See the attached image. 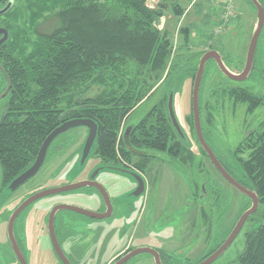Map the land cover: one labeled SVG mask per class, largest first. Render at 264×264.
<instances>
[{
	"label": "trees",
	"instance_id": "trees-1",
	"mask_svg": "<svg viewBox=\"0 0 264 264\" xmlns=\"http://www.w3.org/2000/svg\"><path fill=\"white\" fill-rule=\"evenodd\" d=\"M18 1L21 6L13 10ZM246 1L251 6V2ZM173 11L178 17L183 15L179 8L173 7ZM162 15L163 7L152 10L147 7V0H14L12 7L0 15L10 33L9 43L12 42L13 18L32 31L35 40L28 43L25 57H16L14 91L19 100H28V116L23 124L1 138L0 165L4 181H10L27 169L43 141L58 127L57 122L63 123L59 120V105L63 102L61 109L68 112L66 120L70 117L88 119L97 125L91 149V153L94 149V156L104 162L126 159L122 148L123 123L145 94L158 84L166 93L157 107L134 125L129 143L131 147L169 156L180 154L181 144L172 141L178 134L168 117V94L173 89L176 93L187 77L193 84L203 53L176 56L167 71L172 44L168 34L160 32L156 26ZM50 19L55 21V26L48 32H39L40 25ZM179 31L183 37L179 50L186 51L190 42L189 29L185 27ZM15 40L18 41V37ZM18 47L26 50L21 40ZM129 64L134 72L132 78H118ZM205 70L206 67L203 76ZM165 73L166 80L161 82ZM97 79L106 86L99 96L71 104L77 97L74 89L78 85H90ZM108 80L112 83L107 84ZM202 82L203 77L199 91L200 115ZM236 92L232 88L227 95L234 104L244 102ZM251 101L250 109L264 106L261 97H252ZM210 111L208 108L204 119L206 128L214 121ZM188 119V129L193 134L191 110ZM181 132L185 136L182 129ZM251 138L254 147L247 158L235 157L240 174L264 207V120L258 133ZM107 167L113 166H104ZM194 190L198 197V185L194 184ZM203 211L206 214V210ZM261 216L263 224L244 235V247L236 264H264V210Z\"/></svg>",
	"mask_w": 264,
	"mask_h": 264
},
{
	"label": "rangeland",
	"instance_id": "rangeland-1",
	"mask_svg": "<svg viewBox=\"0 0 264 264\" xmlns=\"http://www.w3.org/2000/svg\"><path fill=\"white\" fill-rule=\"evenodd\" d=\"M20 6L19 1L15 2L13 10ZM160 6L163 7V15L158 20L156 26L160 32L165 31L168 34L172 44L167 71L173 61L176 60V56L185 55L186 53L195 54L202 52L204 54L210 51V47L215 51L223 53L222 57L227 60V65L229 67L236 70L240 69L238 64L241 62L242 58H244V54L247 53L251 34L256 23L255 9L250 7L246 3V0H147V7L152 10H157ZM173 7L181 9L183 15L178 17L173 11ZM19 22L18 19L13 18L12 25H10V30L12 31V42L10 44H13V48L10 49L16 54V57L22 59L27 55L26 47H28V43L30 40L34 41L35 38L32 35V31L23 27L22 24L19 25ZM55 24V21L50 19L40 25L39 32H48L55 26ZM185 27L189 29L190 42L187 45L186 51H184L185 49H181L180 51L179 47L181 46L183 37L179 33V30ZM17 37L18 41L21 40L23 42L26 50L19 49L18 41H14ZM260 37V42L261 39L264 41V27ZM263 41L260 44L264 45ZM14 45H16V49ZM263 55V53H259L258 61L264 67V59H262ZM166 73L163 75L161 82L166 80ZM133 74L134 72L129 64L127 69H124V71L119 73L117 77L121 78L124 76L127 77L126 80H128L129 78H132ZM106 83L111 84L112 81L108 80ZM246 83L251 85L254 91H256L253 94L248 93L247 91L246 93L250 94L252 97L264 98V77L250 79ZM105 87V84H100L99 79L95 80V83H91L90 85H78L76 87L77 89H74L78 98H73L71 104L76 100L82 102L86 99H92L99 96ZM232 88H235V86L229 83L225 78L221 77L215 65L208 62L206 64L205 75L203 76L200 95L201 130L208 141L211 142L214 140V136L216 142L221 146L223 145L220 149L222 152L230 151V154L233 157H239L242 155H240L239 152L236 153L234 151V146L239 140L238 122L243 111L242 108L237 106V104H234V101H232L227 95L228 91ZM191 90L192 83L187 77L174 95L173 110L177 123L182 130L184 129L187 140L191 141L193 144L192 152L198 154L193 137L194 135L188 129V117L191 110ZM70 93H73V91ZM165 93V88L159 86V84L155 86L150 93H146L141 103L131 111L128 119L124 121L122 128L125 125L137 123L146 114L151 113V111L157 107L158 101ZM59 107H64V102L63 104H60ZM208 108L211 109L210 112L214 115L215 119L213 124L206 128L204 119ZM260 110L259 107L256 109V114L254 115L255 123H259L263 120L264 112H260ZM248 119L249 117L246 118V120ZM86 134L87 130L83 127H79L70 129L60 135L55 141V144L64 145V149L61 151L62 153L59 155V159H57L59 162H55L48 167L46 162L39 170L36 177L27 184V186H29L28 191H46L62 188L67 185L82 182L84 179L93 175L95 171L99 169L100 161L90 154L82 164V147L79 148L77 152L74 151L84 141ZM143 152L155 156V160L150 166V171H144V179L151 186L148 199L149 209L154 206L158 207L159 215L156 216V221H153L150 227H148V223L150 222L149 214L152 211H147L146 215L148 216L145 218L147 229L144 231V228L140 226H136L134 229H131L130 227L127 233L123 230L126 227L123 225L125 219L123 217L118 219L115 214H112L111 217L102 220L101 222L91 221L87 218L81 217L91 223V226L100 223L105 226L103 227L104 229L102 232L100 226L86 230L84 234L80 231L76 236V239L73 241L75 246L83 247L82 249L92 246L103 247L102 254H96L95 257L97 259L94 264H106L107 260L118 254L127 244L132 248L146 247L159 249L170 254V256L172 255L176 260L181 259L179 258L180 255L176 256L173 254L181 245V243H177L180 240L179 233L182 231V226L179 225L181 223L183 226H185L186 223L188 224V217H186V215L192 214V212L188 213L189 209L192 207L194 210L193 220H196L198 210L201 207V202L197 203L195 196H192V189L190 187L193 182L198 185L204 180L207 190H214L218 186L224 197L225 194L229 195L230 200L227 214L225 216L227 217V225L231 226L237 217L239 211L238 205L242 198L236 192L234 193L232 189H229L208 165L206 166L207 170H198L199 165L195 162L189 167V169L185 170L176 162H170L163 154L145 150H143ZM51 155L52 147L48 149L46 157ZM56 157H58V155ZM96 181L105 190L112 204L114 203L115 205L123 207L121 200L125 197V194H122L128 190L129 186H131L128 184V182L131 181L127 176L109 171H99L96 175ZM223 200L224 199L221 198V210L224 209ZM132 201H134V205L138 207L141 199L134 198ZM244 203L245 202H243V204ZM57 204L75 207L95 214H100L104 211L101 197L91 188H82L73 192L48 196L33 202L20 214L15 225L16 231H21L20 235L24 242L23 248L25 255L28 254L27 257L30 260L29 264H35V261L38 264H56L52 252H50L49 242L46 239V236L39 234V232H45L40 231L41 228L43 229L46 222V219L45 222L43 221L44 217ZM245 205L246 203L243 206ZM263 210L264 207L259 205V211L262 212ZM133 215L134 212L130 213V216L129 213L125 216L131 218ZM24 217H28V223ZM0 221L5 222L6 219L4 218L3 221L1 218ZM23 221L25 223H23ZM23 224L26 227V230L23 228ZM255 226H257V224L251 226H249V224L244 225L241 232L213 264H236V258L242 252L244 247V234ZM107 229H110L109 237H107ZM201 230L202 229L194 226L192 235L194 238L195 234L200 232L198 241L193 240L186 246L182 244L181 251L183 255H186L192 248L194 250H192L190 255H192V257L194 255L198 256L203 248H210L213 244L212 240L217 238L219 235L218 233H220L216 228L214 229V226H212L209 242L205 243L204 234H202ZM42 236H44V239ZM0 240L5 242L3 230H0ZM103 243L104 245H102ZM199 248L201 251L197 250ZM63 249H65L64 245ZM124 264L155 263L150 255L143 253L134 256Z\"/></svg>",
	"mask_w": 264,
	"mask_h": 264
},
{
	"label": "flooded vegetation",
	"instance_id": "flooded-vegetation-1",
	"mask_svg": "<svg viewBox=\"0 0 264 264\" xmlns=\"http://www.w3.org/2000/svg\"><path fill=\"white\" fill-rule=\"evenodd\" d=\"M256 2H257V5H253L251 3V6H250L249 3L246 1V3L250 7L255 9L254 10L255 14L258 10V7L264 13V0H256ZM10 3H11V5H10L9 9L12 7L14 0H0V12L3 9H5ZM261 33H262V31H261ZM261 33H260V35H261ZM260 35H259V38H258L257 43H256L255 54H254V57H253V60L251 63V69L248 73L247 79L241 83L232 82L230 80L228 81L229 83H231L232 85L235 86V89L237 90V92L244 98V102H239L237 104V106L242 108L243 112H242V115L239 118V122H238V136H239L238 139L239 140L236 142V144L234 146L235 147L234 151L236 153L239 152V154L242 155L240 157H243V159L247 158V156H248L247 153H249L252 150V148L254 147L253 143L250 141V139H252L251 137L255 136L258 133L261 122L264 120V117H263L262 118L263 120H261V122L255 123L254 115L256 114V109H258V107H255L254 109H250L251 108L250 102H252L251 101L252 97H250V95L246 93V91L248 93H251V94L256 92V91H254V89L251 85H248L246 83L248 80H250V79L252 80L254 78L259 79V77H264V74H263V71H264L263 68L264 67L258 61L259 53L264 54V51H263L264 45L260 44L263 40L261 39V42H260V38H261ZM9 40H10L9 30L6 27L5 23L2 22V20L0 19V141H1V138L4 135L8 134L12 129H15L16 127L23 124L26 121L27 116H28V112H27L28 107L26 108V102H28V100H22V99L19 100V98L17 97L16 91H14L13 81H14V75L16 74V71H17V69H16L17 61H16V54L13 53L12 50L10 49ZM209 49L213 50L211 47ZM217 52H219V54L221 55V60L223 62V65L229 71H231V72L233 71V72H235V74H239L243 71L244 66H245L247 53L244 54V56H243L244 58H242L241 62L238 64V67H240V69L236 70V69H233L227 65L228 62L225 58L222 57L223 56L222 52H220V51H217ZM263 57H264V55H263ZM263 57H262V59H264ZM208 62H211L215 65V63L212 60H209ZM215 67H216V65H215ZM216 69H217V67H216ZM262 101L264 103V98H262ZM259 108L261 109L260 112H262V111L264 112V106H260ZM59 111H60L59 120L62 119L60 121H63V123L66 121H69V120H73V117H70L68 120H66L68 112L61 109L60 107H59ZM247 117H249L248 120H246ZM213 118L215 119L214 115H213ZM61 124L62 123H59V121H58L56 126H59ZM135 124L125 125L122 129V133H121L122 146H123L122 148L125 151V158L126 159L120 158L118 162H116V161L104 162L99 157L93 155V150H94L93 149L91 154L94 156V158H96L100 161V165H99L100 167L98 170H96V172H95L96 174H94L93 178L91 177L92 176L91 175V176H89V178H86L83 180V181H90L91 183H95V184L99 185L96 181V175L99 171H103L102 169L106 165L113 166L112 167L113 169L111 168L113 171L118 170V169L128 170L132 173H135V175H139L141 177L144 184H143V190L139 196H136L134 194L135 190L138 187V183L135 180V177H134L135 175H132V176H128L129 180L132 182V183L128 182V184L131 186H129L128 190L122 194V195L125 194V197H123L121 200L123 207L119 206V205H115L114 203L112 204L111 200L109 199L110 205H111V215L115 214V216L118 217V219L120 217H123L125 219V222H123V225H125L126 227L123 230L126 231V233L128 232L130 227H131V229H134V227L140 226V227L144 228V231L147 229V227L145 225V218L148 216V215H146L147 211H149V210L152 211L149 214V221L150 222L148 223L149 224L148 227H150V225L153 223V221H156L155 218H156V216L159 215L158 207L154 206V207L149 209L148 199H149V193L151 190V186L144 179V171H146V170L150 171V166H151L152 162L155 160V156L149 155V154L143 152V150L152 151V152H156V151L144 149V148L131 147L129 140H130V136L132 134V130H133ZM200 125H201V129H202L201 117H200ZM192 127H193V120H192ZM192 129H193V134H194L193 137H194V141H195V144L197 147L196 149L198 151V154H195L192 152L193 144L191 141L187 140L186 134H185V136H183V135L179 136L178 135L179 138L177 136H174L172 138V141L174 142V144H176L177 142H179L181 144L179 147L180 154L179 153H173L174 155L169 156L165 153H159V152H156V153L165 155L169 159L170 162H172V163L176 162L185 170L189 169V167L192 166L195 162L199 165L198 170H202V169L205 170L206 166L208 165L215 172V174L218 176V178L221 181H223L226 184V186H228L229 189H232L234 193L236 192L242 199L240 198L241 201L239 202V205H238L239 211L237 213V217H236L234 223L231 226L227 225V217H225V216L227 214V208H228L229 200H230L229 195L225 194V197H224V195L221 194V191L219 190L218 186L216 188L214 187L215 188L214 190L209 191L205 187L204 180H203V182H200V184H198V197H195L197 203L201 202V204H200L201 207L198 210L197 219L193 220L194 210L192 207L191 209H189V212H188V213L192 212V214L186 215V217H188V219H187L188 224L186 223L185 226H183L181 223L179 225V226H182L181 227L182 231H180V233H179L180 240L177 243H181V245L184 244L186 246L189 242H191L193 240L198 241V237H199L200 232L196 233L194 238H193L192 234H193L194 226H196V228L202 229L201 231H202V234H204L205 243L209 242V237L211 235L212 226H214V229L216 228L217 231L220 233H218L219 235L217 238H214L212 240L213 244L210 246V248H208V249L203 248L202 251L200 250V248L197 249V250L201 251V253L198 256L194 255L192 257V255H190L192 250H194L192 248L190 249V251L186 255H183L182 251H181V248L183 245L182 246L180 245L179 246L180 248L178 247L175 252L173 251L174 252L173 254H175L176 256L180 255L179 258H181V259H177V260L175 259V257H173L172 255L170 256V254H168L162 250L154 249V248H148V249L154 250L155 252L158 253L160 261L162 264H202V263H204L205 261L210 259L218 251V249L224 244L225 240L227 239V237L229 236V234L233 230L235 224L237 223V221L239 220L241 215L243 213H245L248 209H250V207L252 205L251 200L249 198H247L244 194H242L239 191H237L236 189H234L231 185H229L220 176V174L215 169L213 162L208 158V156L205 154V152L200 147V145L196 139L194 128H192ZM183 132H184V129H183ZM201 133H202V137H203L205 144L209 148L210 152L214 155L217 163L221 166V168L229 175V177L238 186L247 190L248 192L254 193V191L248 185L247 180L240 174L239 167H238V161H237V159H239V158L237 157V159H236V157H233L230 154V151L222 152V150H220V149L223 147V145L222 146L219 145L216 142V138L214 136H213L214 140H212L210 142L207 140L206 137H204L202 130H201ZM58 137L51 143L50 147L48 148V149H50L52 147V155L45 157V160H44L41 168L45 165L46 162H47V167L51 166L55 162H57V163L59 162L57 159H59V155L62 153L61 151L64 149L63 148L64 145L55 144V141L58 139ZM209 140H210V138H209ZM84 141H85V139H84ZM84 141L74 151L77 152L79 150V148H81L83 146ZM243 154H245V155H243ZM57 155H58V157H56ZM36 156L37 155L34 156V158L32 159V163L27 167V169L30 168L31 165L34 163ZM115 167H117V168H115ZM27 169L25 168V170L22 173H24ZM38 172L36 173V175L38 174ZM22 173H20L19 175L17 174L13 178H11L10 181H4L3 173H2V167L0 165V219L2 218L3 221H4V218L6 219L5 222L0 221V224H1L0 230H3L4 235H5V242L0 240V264H21L19 261V258L15 255V253L13 251V247H12V244H11L9 236H8V222H9V219L12 216V214L19 208V206L24 201L33 197L35 194L44 191V190L43 191H40V190H29L28 191L29 186H27V184L34 177H36V175L33 176L31 179L27 180L25 183L20 185L15 190L11 191L10 187H9L10 184L15 179H17V177L20 176ZM113 173H115V172H113ZM99 186H101V185H99ZM89 188L95 190L99 194V196L101 197L100 193L94 187H89ZM190 188L192 189L191 190L192 196H195L194 195V192H195L194 182L191 184ZM56 189H58V188H56ZM52 196H54V195H52ZM108 198H109V196H108ZM134 198L135 199L136 198L141 199V202L138 204V207H136L134 205L135 202L132 201V199H134ZM221 198L224 199L223 200V207H224L223 210H221V206H220ZM101 199H102V197H101ZM102 202H103V200H102ZM243 202L246 203L245 206H243L245 204V203L243 204ZM30 205H28V206H30ZM103 205H104V202H103ZM259 205H260V203L258 200V207H257L256 211L247 218L244 225L249 224V226H251V225H255V224H257V225L263 224L262 223L263 218L261 216V212L259 211ZM56 206H61V205L57 204ZM27 207H25L17 215V217L15 218L14 223L12 225V236H13V239H14L15 244L17 246V251L19 252L18 253L19 257L24 260L25 264H29L30 260L27 257L28 254L26 253L27 255H25V251L23 248L24 242H23L22 236L20 235L21 231L20 232L16 231L15 225H16L17 219L19 218L20 214ZM55 207H53V208H55ZM203 208L206 210V214L203 211L204 210ZM52 209H51V211H52ZM51 211L47 215H45L43 221L45 222V219H46V222H45V225L43 226V229L41 228V230H40V231H43V232L45 231V232L44 233L39 232V234H43L44 236H46V239L49 242L50 252H52V256L54 257L55 263L56 264H64L58 258V256L55 254V251H54L53 246L51 244L50 230H49V224H48L49 223V215H50ZM105 212H106V208L104 206V211L102 213H105ZM133 212H134V215L130 218L129 217L130 213H133ZM102 213H100V214H102ZM127 213H129L128 217L125 216ZM111 215L109 217H111ZM81 217L87 218L91 221L93 220V221H100L101 222L102 220H105V219H102V220L91 219V218H88L86 216L80 215L78 213L70 212V211H57L52 218V234H53L60 250L62 251L63 255L65 256V258L69 264H94L95 260L97 259L95 257L96 254L97 253L99 255L102 254L103 247L92 246V247H86V248L82 249L83 247L75 246L73 241L76 239V236L78 235V233H80V231L82 234H84L86 232V230H90V229L97 228L98 226H100V229L102 232L104 229L103 227H105V226L102 223L95 224V225L91 226V223H89L87 220H85ZM109 217H107V218H109ZM24 218L26 219V221L28 223V217H24ZM23 223H25V222L23 221ZM244 225H243V227H244ZM23 226H24V224H23ZM23 228L26 230L25 226ZM109 235H110V229H107V237H109ZM44 236H42L43 239H44ZM5 245H7V246H5ZM63 245H64L65 249H63ZM102 245H104V243ZM139 248H146V247L132 248L131 246H129L127 244V245H125V247L123 248L121 253L111 257L109 260H107L106 264H114L121 257H123L126 254L132 252L133 250L139 249ZM238 256H237V258H238ZM237 258H236V260H237ZM216 260H214V261H216ZM214 261L210 264H213ZM235 263H236V261H235ZM35 264H38V263L35 261Z\"/></svg>",
	"mask_w": 264,
	"mask_h": 264
},
{
	"label": "water",
	"instance_id": "water-1",
	"mask_svg": "<svg viewBox=\"0 0 264 264\" xmlns=\"http://www.w3.org/2000/svg\"><path fill=\"white\" fill-rule=\"evenodd\" d=\"M250 2L253 5H257L256 0H250ZM10 5H11V3L5 9H3L0 12V15H3L5 12H7ZM263 25H264V13L258 7V10L256 12V23H255L253 32L251 34L250 42H249L248 49H247L245 66H244V69L241 73L235 74V73L230 72L223 65V62L221 60V55L216 51L210 50V51L204 53L201 56V58L199 59L197 71L195 73V77L193 80L192 90H191V111H192V118H193V128H194V132L196 135V139H197L200 147L202 148V150L205 152V154L208 156V158L213 162L215 169L220 174V176L229 185H231L234 189H236L240 193L244 194L247 198H249L251 200V204H252L250 209H248L245 213H243L241 215V217L239 218V220L235 224L233 230L231 231V233L229 234V236L225 240L224 244L218 249V251L210 259H208L207 261H205L202 264L212 263L228 248V246L232 243V241L236 238V236L241 231V229H242L245 221L247 220V218L251 214H253L258 207V198L255 195V193L248 192L247 190L241 188L229 177V175L217 163L214 155L210 152L209 148L207 147V145L205 144V142L203 140L202 133H201V125H200V113H199V91H200V85H201V81H202V77H203V72H204L205 65H206L207 61L212 60L215 63L217 69L220 71V73L226 79H228L232 82H236V83H241V82L245 81L247 79L248 73L251 69V63H252V60H253V57L255 54L256 43H257L259 35L262 31ZM263 74H264V71H263ZM174 95H175V90L173 89L168 94L167 105H166L167 113H168L169 120L172 124V127L174 128V130L176 131V133L179 136H182L181 128H180L179 124L177 123V120H176V117L174 114V110H173ZM79 127H84L87 129V135H86L85 141H84L83 146H82V151H81V163L83 164L85 162V160L87 159V157L90 155L92 146L95 142L96 135H97V125L93 121L88 120V119H73V120L66 121V122L62 123L61 125H59L57 128H55L46 137V139L43 141V143L41 144V146L39 148V151L37 153V156L35 158L34 163L31 165L30 168H28L24 173H22L20 176H18L17 179H15L10 184V186H9L10 190L11 191L15 190L20 185H22L27 180L31 179L33 176L36 175V173L39 171V169L41 168V166L45 160L48 148L50 147L51 143L58 136L67 132L70 129L79 128ZM112 169H111V167H107V168H103L102 170L119 173V174H121L123 176H127V177L135 175V173H132L128 170L118 169V170L113 171ZM94 174H96V173H94ZM94 174L91 176L92 178L94 177ZM134 177L138 183V187L135 190L134 194L136 196H139L143 190L144 182L139 175H135ZM89 187H94L100 193L102 200L104 202V206L106 208L105 213L95 214V213H90V212H87V211H84V210H81V209H78L75 207L61 205V206H56L55 208H53L50 215H49V223L48 224H49V230H50V239H51V244L53 246L55 254L58 256V258L64 264H69L68 261L66 260L65 256L63 255L62 251L60 250V248H59V246H58V244H57V242H56V240L52 234V218L57 211H70V212H74V213H78L80 215L86 216V217L91 218V219H96V220L106 219L107 217H109L111 215V205H110V201H109V198H108L105 190L101 186H99L95 183H91L90 181H82V182H79L76 184L67 185V186L62 187V188L46 190V191L37 193L33 197L24 201L19 206V208L12 214V216L9 219L8 236H9L10 242L12 244L13 251H14L15 255L19 258V261L21 264H25V262L22 258L19 257V254H18L19 252L17 251V246H16L15 241H14L13 236H12V225H13L14 220L17 217V215L25 207H27L28 205H30L31 203H33L39 199H42V198H45L48 196H52V195H56V194L73 192V191H76L78 189L89 188ZM143 253L151 255L153 257L155 264H162L160 261L158 253L155 252L154 250H151L148 248L135 249L132 252L121 257L114 264H124L129 259L133 258L134 256H136L138 254H143Z\"/></svg>",
	"mask_w": 264,
	"mask_h": 264
},
{
	"label": "crops",
	"instance_id": "crops-1",
	"mask_svg": "<svg viewBox=\"0 0 264 264\" xmlns=\"http://www.w3.org/2000/svg\"><path fill=\"white\" fill-rule=\"evenodd\" d=\"M122 250H123V249H122ZM122 250H121L119 253H121V252H122ZM119 253H118V254H119ZM118 254H116V255H118Z\"/></svg>",
	"mask_w": 264,
	"mask_h": 264
},
{
	"label": "bare ground",
	"instance_id": "bare-ground-1",
	"mask_svg": "<svg viewBox=\"0 0 264 264\" xmlns=\"http://www.w3.org/2000/svg\"><path fill=\"white\" fill-rule=\"evenodd\" d=\"M84 128V127H83ZM86 129V128H85ZM87 130V129H86Z\"/></svg>",
	"mask_w": 264,
	"mask_h": 264
}]
</instances>
